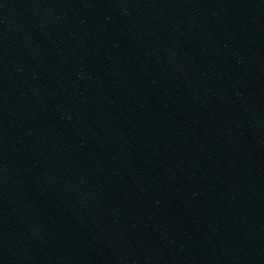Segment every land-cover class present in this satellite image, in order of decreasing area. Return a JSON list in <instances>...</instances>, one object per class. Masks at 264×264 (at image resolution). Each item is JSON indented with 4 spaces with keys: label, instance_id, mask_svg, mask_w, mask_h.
I'll return each mask as SVG.
<instances>
[{
    "label": "water",
    "instance_id": "95a60500",
    "mask_svg": "<svg viewBox=\"0 0 264 264\" xmlns=\"http://www.w3.org/2000/svg\"><path fill=\"white\" fill-rule=\"evenodd\" d=\"M0 264H264V0H0Z\"/></svg>",
    "mask_w": 264,
    "mask_h": 264
}]
</instances>
